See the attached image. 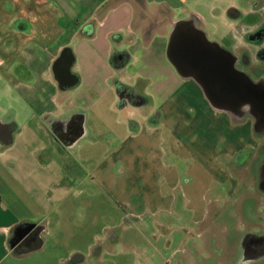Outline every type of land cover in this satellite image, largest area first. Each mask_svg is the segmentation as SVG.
Instances as JSON below:
<instances>
[{"label":"rangeland","instance_id":"374dc122","mask_svg":"<svg viewBox=\"0 0 264 264\" xmlns=\"http://www.w3.org/2000/svg\"><path fill=\"white\" fill-rule=\"evenodd\" d=\"M39 1L26 0L27 9L36 17L31 22H43L49 15ZM58 1L65 16L80 19L100 3ZM6 2L0 0V50L9 38L16 48L31 42L20 58L35 68L39 78L62 40L40 46L31 32H4L10 11ZM109 6V0L99 4L97 16ZM231 8L243 18L229 15ZM11 11L15 15L19 7ZM185 14L234 58L248 56V65L240 67L252 79L264 71L263 53L259 56L264 40L246 39L248 33L264 27V0H184L175 15ZM35 47L45 51L35 54ZM164 78L170 96L156 105L155 114L147 95L137 94L139 98L131 103L118 98L120 94L112 89L95 100L97 112L89 113L87 120L91 135L78 137V145L66 159L69 166L74 165L75 177L85 178L83 192L71 193L69 202L61 206L71 211L54 223V229L50 227L42 249L24 258L28 264H54L59 255L67 254L74 255L75 262L83 258L82 264H239L243 231H259L249 213L264 211V191L254 181L264 162V134L251 114L215 109L194 79L181 77L175 69ZM42 83V107L56 110L51 84L45 78ZM135 86V93H144V82ZM146 100L147 104H139ZM29 106L35 104L28 102ZM70 112L79 116V110L69 111L66 105L53 116L64 118ZM73 138L70 134L54 136L64 145ZM15 236L9 238L8 246ZM2 264L12 263L4 260Z\"/></svg>","mask_w":264,"mask_h":264},{"label":"crops","instance_id":"0c3cea01","mask_svg":"<svg viewBox=\"0 0 264 264\" xmlns=\"http://www.w3.org/2000/svg\"><path fill=\"white\" fill-rule=\"evenodd\" d=\"M99 1L102 4L108 0ZM109 1V8L100 17L97 16L98 4L80 19L74 15L65 16L58 0H40L49 12L43 22H31L30 18L36 17L27 9L26 0L6 2V9L11 11L19 7V11L15 15L9 11L4 32H31L40 46L43 42L53 45L57 39L62 42L47 58L45 74L39 78L34 74L35 68L20 58L31 42L16 48L9 38L7 46L0 50V264L4 260L28 264L24 258L40 251L50 227L54 229L53 225L60 223L71 211L60 209L61 206L69 202L71 193L83 192L85 178L75 177L74 165L69 166L66 159L78 145V137L91 135L87 120L91 116L89 113L97 112L94 103L100 101L103 93L115 89L119 94L123 85L134 90L138 82H144V93L136 94L150 98L148 102L155 105L151 110L153 114L156 105L163 104L170 96L169 82L164 77L177 70L166 51L174 24L187 18L186 14L175 15L183 8L184 0ZM51 25L53 27H49ZM1 38L0 34V41ZM41 51L45 50L38 47L35 54ZM65 60L69 68L67 76L61 79L57 71L63 68ZM52 66L56 70L54 78ZM44 78L52 86L51 102L55 103V109L59 111L66 105L69 111L79 110V116L70 112L67 117L60 118L53 116L56 110L42 107L45 104ZM152 87L158 91H151ZM28 96L31 101L27 100ZM27 101L35 104L34 108H27ZM139 104L145 105L147 100ZM12 105H16L13 111ZM66 134L74 135L66 145L54 139V136ZM254 181L258 189L264 191V181L259 175ZM255 213L249 215L259 231L246 229L241 242L246 237L264 239V211L263 214ZM39 230V234L33 235ZM14 234L17 239L8 246ZM73 256L59 255L54 264L83 263V258L77 257L75 262ZM262 261L264 248L259 255L243 253L237 260L239 264Z\"/></svg>","mask_w":264,"mask_h":264},{"label":"water","instance_id":"95a60500","mask_svg":"<svg viewBox=\"0 0 264 264\" xmlns=\"http://www.w3.org/2000/svg\"><path fill=\"white\" fill-rule=\"evenodd\" d=\"M166 55L183 78L195 80L215 109L230 114H251L264 134L263 84L253 82L237 70L235 58L217 42L209 41L193 19L174 24ZM63 64L57 71L61 79L67 76L69 68L67 60ZM260 175L263 180L264 164Z\"/></svg>","mask_w":264,"mask_h":264},{"label":"flooded vegetation","instance_id":"af4514ba","mask_svg":"<svg viewBox=\"0 0 264 264\" xmlns=\"http://www.w3.org/2000/svg\"><path fill=\"white\" fill-rule=\"evenodd\" d=\"M227 12H228L229 15H233L236 18H240V19L243 18V15H241L239 11H236L235 8L234 9L231 8V12L230 11H227ZM246 39L247 40L249 39L248 41L255 42V43L258 40L260 43H262L263 40H264V27H260V29L257 31V33H252V34L248 33L246 35ZM223 48L228 49L227 47H223ZM245 53H246V51L244 52V54ZM259 56H260L261 61L264 62V48L260 49ZM248 62H249V57L248 56L247 57L245 56V58L244 57L241 58V57L237 56V58H235V68L237 70L245 73V74L247 73L246 75L250 79H252L250 72H248L246 69H243L242 67H240V64L244 66V65H248ZM256 77L257 78L252 79V80L256 81L259 84L264 83V71L261 74H258ZM263 86H264V84H263ZM119 94H120V97H122V99L124 101L125 100H129V102H131V103H133V101H135L137 99V97L139 98V96L135 93V91L131 87H128V86H125V85L120 86ZM72 127L70 129L71 134L73 133ZM262 164H264V162ZM263 181H264V179H263ZM253 245H255V247ZM263 248H264V239L263 238H259V239L255 240V239H253V237H251V238L246 237V238L242 239V252L246 256L259 255V254H261ZM259 249H261V250L259 251Z\"/></svg>","mask_w":264,"mask_h":264}]
</instances>
